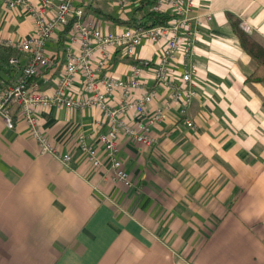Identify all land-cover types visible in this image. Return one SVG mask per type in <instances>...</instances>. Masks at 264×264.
<instances>
[{"label":"crops","instance_id":"0c3cea01","mask_svg":"<svg viewBox=\"0 0 264 264\" xmlns=\"http://www.w3.org/2000/svg\"><path fill=\"white\" fill-rule=\"evenodd\" d=\"M137 1L115 15L108 10L111 1L91 0L86 20L120 30L131 25L119 19L130 17ZM194 1V14L212 12L213 18L201 27L190 60L198 96L185 114L180 103L170 101L171 90L157 84L151 66L142 64L158 63L164 41L144 42L137 59L116 51L105 71L125 80L138 63L143 86L134 95L157 91L147 116L135 110L126 115L134 127L147 124L158 107L168 108L150 126L151 144L120 135L118 157L132 186L114 179L103 154L97 137L108 127L100 125L101 108L35 110L51 143L71 153L69 165L42 152L17 106L9 107L13 127L0 113V264H264V84L247 81L254 64L229 19L234 14L264 45V0ZM63 30L48 40L54 62L37 76L49 94L74 49L68 33L61 37ZM33 31L30 16L5 10L0 0V37L18 40ZM8 53L16 50L0 45V81L18 74ZM19 55L25 63L27 55ZM181 69L180 52L172 72L176 76ZM73 95H88L82 74ZM121 100L123 93L116 91L110 103ZM80 133L102 152L104 165L95 167L81 151Z\"/></svg>","mask_w":264,"mask_h":264},{"label":"built area","instance_id":"2783aa9c","mask_svg":"<svg viewBox=\"0 0 264 264\" xmlns=\"http://www.w3.org/2000/svg\"><path fill=\"white\" fill-rule=\"evenodd\" d=\"M91 0H3L7 11L21 9L34 20V31L22 39H5L0 37V45L16 50L8 62L18 69V74L0 81L3 90L0 92V113L9 127L14 126L9 107L19 108L22 118L27 122L31 135L39 142L42 152L50 153L69 165L71 153H62L42 131L35 110L52 106L79 109L97 106L104 111V120L100 125H107L106 131H99L98 141L102 144L103 154L114 170V179L130 187L133 182L129 173L118 157L119 138L121 133L143 144H151L155 138L150 126L160 122L168 109L158 107L149 117L147 124L140 129L131 125L126 119L130 111L135 110L140 116H147L148 105L154 100L157 91L145 90L140 96L134 91L143 86L140 79L142 66L135 63L128 79H122L105 72L116 51L137 59V49L144 42H165L156 65L146 60L142 64L151 66L158 85L171 90L170 101L180 103L181 113L198 96L194 83L195 66L191 58L196 55V43L200 37L201 27L205 21H211L212 12L194 14V0H155L152 9L170 11L174 17L168 24L150 27L127 25L117 31L104 30L99 23L86 20L85 7ZM135 0H116L120 10L126 12L127 6ZM72 22L69 33L73 50L67 54L62 76L53 94L43 91L37 80L43 68L53 64L54 58L47 48L48 40L56 30ZM77 45V47H75ZM182 53V64L179 75L172 72V63L178 53ZM19 53L28 57L21 62ZM82 74L88 95H73L74 81ZM116 91L123 93V100L116 106L111 105V96ZM167 103V102H166ZM169 104V101H168ZM188 126H194L191 119H185ZM78 145L95 167L104 165L102 152L90 144L85 133L78 135Z\"/></svg>","mask_w":264,"mask_h":264},{"label":"trees","instance_id":"16d2710c","mask_svg":"<svg viewBox=\"0 0 264 264\" xmlns=\"http://www.w3.org/2000/svg\"><path fill=\"white\" fill-rule=\"evenodd\" d=\"M155 0H138L134 5L130 17L122 20L123 23H128L133 26L150 27L161 24H168L174 17L170 11H155L152 9ZM229 19L232 24V29L240 40L242 48L252 58L254 69L247 77L250 83L260 82L264 84V45L259 42L251 33L246 31L241 26V20L234 14L229 13ZM72 31V22L64 27L62 38L66 33ZM11 53L7 54V60ZM264 102V100H263Z\"/></svg>","mask_w":264,"mask_h":264},{"label":"rangeland","instance_id":"374dc122","mask_svg":"<svg viewBox=\"0 0 264 264\" xmlns=\"http://www.w3.org/2000/svg\"><path fill=\"white\" fill-rule=\"evenodd\" d=\"M109 1H111L112 2V4H113V6H112V8L111 9H108V10H110L113 14H115V15H119L121 12V10H120V8L119 7H117V6H115V1L114 0H109ZM111 4V5H112ZM105 9L107 10V8L105 7ZM126 9H130V5H128L127 6V8ZM128 11V10H127Z\"/></svg>","mask_w":264,"mask_h":264}]
</instances>
